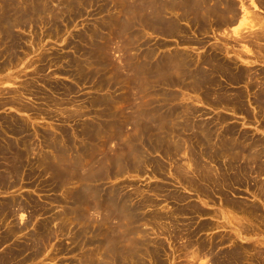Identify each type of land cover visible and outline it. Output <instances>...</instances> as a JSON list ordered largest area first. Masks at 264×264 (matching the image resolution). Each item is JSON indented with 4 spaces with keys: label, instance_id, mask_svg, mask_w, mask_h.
<instances>
[{
    "label": "rangeland",
    "instance_id": "rangeland-1",
    "mask_svg": "<svg viewBox=\"0 0 264 264\" xmlns=\"http://www.w3.org/2000/svg\"><path fill=\"white\" fill-rule=\"evenodd\" d=\"M22 1V9L16 4L17 9L8 10L6 15L13 32L4 36L7 39L0 43L2 52L9 50L13 53L12 60L6 61L4 56L0 57L2 65L0 66V126L22 127L24 134L17 136L9 134V136L19 140L23 151L22 143L27 141L30 152L26 149L29 152L26 151L27 160L21 168V173L14 177V180L12 179V184L0 186V202L12 197L17 200L14 207L16 214L13 221L8 223L10 226L18 225L16 236L9 243H4L0 250L7 247V244L27 241L31 233L40 231L41 226L43 229L46 226L43 230L45 234L49 231L54 232L55 235L47 240H44L45 238L40 234L37 235L36 239L42 243L39 256H34L32 251L35 250L31 248L27 252V258L20 256L2 261L1 264H96V262L112 264L110 262L112 258L105 252L107 247L102 246L107 242L105 239H108L106 231L108 220L104 221L106 217L104 213L108 207L110 208L107 202L102 203V199L106 197H102V186L106 187L110 196H115L114 189H119L125 197L131 198H128L127 205L125 201L121 202L123 204L122 206L121 203L119 204V209L125 210L130 207L135 210L132 212H136V218L139 219V221L136 219V222L126 220L135 231L131 241L133 246L127 254L118 256L117 264H161V262L162 264H220L233 247H243L246 250L243 255L240 254L241 264H250L252 258H259L261 251L264 253V227L259 221L230 207L231 204L225 202L218 188L216 191L209 188L207 192H203L198 191L196 185L189 182L187 184L188 180L177 174L176 167L178 165L190 170L189 176L196 174V171H193L194 161L192 158L189 160L190 154L185 149L184 143L192 141L196 133L194 130L211 125L214 121L216 128L235 127L237 131L264 138L260 114L254 111L253 103L247 102L248 97L244 99L251 112L248 110L250 114L245 115L233 110L232 107L219 106L207 100L215 95L202 98L198 91H193L186 85L183 89L178 86V84L184 85L183 83L169 80L168 78L171 77L167 78L163 75V73L167 74V70L173 69V75L177 76L182 69L175 65H179L180 60L184 61L188 71H192L196 65L201 64L197 59L203 53L204 57L210 56L211 53L217 55L222 62L228 63L233 69L236 67L237 70L248 69L247 67L253 71L264 69V62L255 59L254 47L250 45V41H247L251 32L259 28V24L254 21V24L251 22L249 25L234 22L232 25H223L215 29L214 22L213 25H207L203 31L193 20L184 19L180 21L183 27L182 33L178 34L176 32L179 30L173 33L160 32L158 28L151 26V19L147 14L145 16L136 14L138 9L132 8L131 0L128 2L127 0ZM235 2L236 6L243 3L264 16V12L252 7V0H235ZM126 6L133 10L130 16L135 27L127 24L130 16L124 14L122 15L126 16L125 23H116L115 18L120 14L119 10L125 9ZM36 7L42 11L33 12ZM20 13L23 17H20ZM163 14L165 17V12ZM167 17L172 19L174 15L167 13ZM139 19L142 23L137 21ZM239 20L241 18L238 17L236 21ZM144 25L145 27H142ZM183 36L189 39L184 40ZM180 54H183L182 59L177 58ZM219 76L216 78L218 84L228 90L229 97L236 92L247 95L248 89L251 88H247V80L240 81L237 85ZM186 81L187 79L184 82ZM166 83L176 86H164ZM134 88L138 89L137 92ZM253 88L250 89L251 93L256 89L255 86ZM134 95L138 99L137 102L134 100ZM14 97L17 98L16 101L12 100ZM102 98L106 102L101 103ZM162 99H165L164 103L160 102ZM155 106H160L161 109L156 110ZM180 108H185L181 109L183 111L187 109L186 113H189V108L196 109L199 113L193 115L187 113V117ZM110 112H113L111 113L113 116ZM144 112H151L153 117L161 120L164 115L170 113V118L173 119L170 121L175 125L176 132L182 135L179 139L180 150L173 151L177 152L176 154L173 152L169 154L166 146L161 147L163 152L161 148L153 150L147 145L150 143L146 142L147 140H145L146 147H142L143 140L138 147L143 169L142 166L137 167V164L126 169L124 163H133L134 159L126 160L128 162L124 161L123 164L120 162L121 165L113 167V174L108 176L109 157L114 154L117 147H122L126 152L133 148L137 149L133 137L136 138L141 134L138 131L140 128L136 125L131 126L127 120L122 126L124 130H121V134L116 135L112 130L107 129L106 132L100 129L102 132L98 137V134H95L100 131L97 125L104 118L105 120L115 117L129 119V116L132 118L135 114L134 117L139 120ZM219 117L225 119L223 123L218 119ZM184 121L187 123V130L179 128ZM193 122L196 125H192ZM107 126L108 124L105 128ZM161 130L160 132H163L164 128L162 127ZM111 133L114 137H109ZM186 137L191 141H184ZM51 140L58 149L61 147L69 150L62 155H58L55 151L51 152L54 150L50 145ZM83 148L86 152L80 155ZM46 154H52V160L57 158V154L60 161H66L79 169L85 164L88 170L86 173L80 170L77 174L71 175L67 183H61L59 174L50 175L45 165H41L42 156ZM143 154H149L150 156H147L149 159H145ZM221 158L223 160H220ZM224 160V157L218 160V164L222 167L225 164ZM157 162H160L159 165L162 167H155ZM210 164L213 165L215 162ZM102 165H104L103 172ZM263 179L264 177L260 176L256 180L260 183ZM254 184L252 178L241 184H233L226 188V194L229 198L233 196L232 200L237 199L256 206L264 217V201L254 194ZM84 187L93 195L84 205L85 208L83 206L77 208L79 204L73 202L72 197ZM167 193L181 195L184 200L177 201L172 198L167 200L164 196ZM20 202L23 203L22 209L17 207L20 206ZM189 203L198 208L197 212L193 209L190 210L191 213L188 209L182 210ZM110 209L115 211L112 206ZM158 213H162L163 218ZM79 214H85L88 217L87 222H79ZM164 218L166 221H163ZM113 219L114 217L110 218L109 224L117 223ZM150 221L153 222L151 225ZM170 221L175 224H171ZM25 222L28 225L21 228ZM163 223L168 225L164 226ZM247 225L252 226L249 234L244 228ZM121 227L126 230L128 225L122 224ZM191 231L195 233L191 235ZM190 236L196 244L189 245V248L192 247L188 249L187 240ZM146 244L147 246L144 247ZM199 244L204 245L205 253L198 247ZM185 246L187 249H184ZM122 249L121 246L119 251Z\"/></svg>",
    "mask_w": 264,
    "mask_h": 264
},
{
    "label": "bare ground",
    "instance_id": "bare-ground-1",
    "mask_svg": "<svg viewBox=\"0 0 264 264\" xmlns=\"http://www.w3.org/2000/svg\"><path fill=\"white\" fill-rule=\"evenodd\" d=\"M27 1H30V0H25L24 2H27ZM31 1L36 2L39 0H31ZM121 1H123V0H121ZM116 2H118V1L116 0ZM127 2H128V0H127ZM21 3H23L22 0H19V1L18 0H1V5H0V43H2L4 40L7 39V37H4V36H8V34L11 35V33L13 32L12 31L13 28L10 29L11 27H10L9 19H8V16L6 15L8 10L17 9L16 4H19V6H21V5H23ZM119 3H120V1H119ZM251 4H252V7L254 9L256 8V9L264 12V0H254V1L252 0ZM128 6H129V4H128ZM128 6H126L125 9L121 8L119 10L120 14H118V16L115 18L116 23H119V24L125 23V21H126L125 17L126 16L123 17L122 14L127 15V16H130V13L133 14V10L130 9V7H128ZM131 6L134 9H136V8L138 9L137 10L138 13H136L137 15L143 14V16H145L147 14V16H149V18L151 19L150 20L151 26H153L154 28H158L160 32L173 33V32H176L177 30H179L178 32H176L179 34L183 30V27L180 25V21L184 20V19L193 20L194 23L199 27L200 30L206 29L207 25H213L212 23H214V22L216 23V24H214L215 29L220 28L223 25H230V24L232 25L234 22H236L238 17L241 18V20H240V22L242 23L241 25H244L245 23H248V25H249V23H251V22L253 24H254V22L258 23L259 28L256 31L254 30V32L250 31L252 34H250L251 36H250V38L248 37L247 41L248 42L250 41L249 42L250 45L254 47L253 50H254L255 59H258V60L264 62V16L261 15L260 13H258L257 11L252 10L250 7L246 6L243 3L239 6H236L235 0H131ZM20 8L22 9V6ZM240 9L242 11H240ZM40 11H42V10L36 7V8H34L33 12L38 13ZM163 12H165V14H166L165 17H164ZM167 13L173 14L174 18L171 19V18L167 17ZM20 15H19L20 17H23L22 13H20ZM114 17H115V15H114ZM143 20H145V19L143 18ZM131 21H133V18L130 16V21L129 22L127 21L128 22L127 24L129 26L135 27V23H133ZM137 21L142 23V20H140V19ZM138 22H136V23H138ZM253 24H252V27L254 26ZM142 27H145V25ZM203 31H205V30H203ZM183 37H184L183 38L184 40L189 39L186 36H183ZM244 39H247V38H244ZM19 43H17V45H19ZM150 50H152V49H150ZM13 52L15 53L14 50H13ZM12 54L13 53L10 52L9 50L2 52V50L0 48V57L4 56L7 59V60L5 59L6 61L12 60ZM203 54L202 55L199 54L201 56L198 57V59H197V61H200L201 64H203V65H201V64H199L200 66L196 65L195 69H192V71H188V68L186 66H184V61L182 62V60H180V62H179L180 64L175 65L178 68L180 67L179 69H182L181 71H179L180 73H178L177 76H174L173 75V69H171V71L167 70V74L163 73V75H165L164 77H167V78L171 77L168 79L183 83L184 85L178 84V86L182 87L183 89L185 88V85H186L188 88H191V90L198 91L197 93L200 96H202V98H204V97L210 98L211 95H215V96H212L213 98L207 99V100H209L213 104H216L219 106L224 105L226 107L227 106L232 107L233 110H238L245 115L250 114L249 113L250 110L247 107L248 104H246L245 99H244L245 97H248L247 102H249V104L253 103L255 105L254 111H256V112H258V114H260L262 127L264 128V69L261 68L260 70L256 69L253 71L251 68L247 67L248 69L243 70L240 68L237 70V67L235 69H233L228 63L222 62L218 58L217 55L214 56L213 53L209 54L210 56H208V57H204ZM177 58L182 59L183 54L178 55ZM164 65L166 66V63H164ZM205 65H207V66H205ZM0 66H2V65L0 64ZM169 67H172V66L169 65ZM115 75L117 76V74H115ZM218 75H220L221 77H225L226 79L231 81V83L237 84V85L240 83V81L247 80L246 81V83L248 82L247 88H250V87L253 88L255 86L256 89H255V91L253 90L254 92H252V93L250 90L251 88L248 89L247 95L241 94V92H236L235 94L232 95V97H229L228 90L225 87L218 84V79H216ZM186 79H187V81L184 82ZM188 81L190 83H187ZM115 82H117V81H115ZM135 85L137 86V83ZM171 85L176 86V84H171ZM171 85L166 83L164 86H171ZM134 90H136V92H137L138 89L134 88ZM201 91H202V93H201ZM132 94H133V92H132ZM168 98H170V97H168ZM136 99L137 98H135V95H134V100L137 102L138 99L137 100ZM12 100L16 101L17 98L14 97ZM164 100L165 99H162V101L160 100V102H163ZM170 100H172V99H170ZM103 101L106 102V100H104V98H102L101 103H104ZM160 102H158V103H160ZM15 104H17V103L15 102ZM164 106H163V108H164ZM179 107H181V106H179ZM160 109H161L160 106L156 107V110H160ZM177 109L179 110V108H177ZM181 109H185V108H180V110ZM181 111L183 112L184 116H187V113H188V112L186 113L187 109H186V111H183V110H181ZM175 112H176V110H175ZM111 113H113V112H110V115H112ZM194 113L198 114L199 112H197L196 109L193 110V109L189 108L188 114L193 115ZM200 114H202V113H200ZM135 115H133L132 118H131V116H129L130 117L129 119H128V117H125V118L122 117L123 119H121V117L120 118L115 117L114 119L108 118L109 120L108 119L105 120V118H104L97 125L99 130L101 129L102 131L104 130L106 132H107V129L109 131L112 130V133H114L116 135L121 134V130L122 131L124 130V128H122V126H123L124 122L127 120L129 121L128 124H130L131 126L136 125V126H139V128H140V130H138V131H140L141 134H138V137H136V138L133 137L134 142H135L134 146L137 147V149L133 148L132 150L126 152V151H124V149L122 147H119V148L117 147L115 149L116 151H114V154H111V156L109 157L110 158L109 159L110 164H108V167H107L108 176L113 174V171H114L113 167L121 165V164H119L120 162L123 164V162L126 160L131 161L132 159H134L133 163H128V164L124 163L125 164L124 166L126 169H129L131 167V165L134 166L136 164H137V167L142 166V169H143L144 165H142V160L139 159L141 157V154L138 150L139 149L138 147L140 146V142L143 140L144 141L141 142L142 147H146L145 146V140H147L146 142H150L149 144H147L149 146V148H151L153 150H159L161 147L164 148L166 146L169 154H171L173 151L178 152L181 148V147H179L181 144V143H179V141H180L179 139L182 138V135L180 133L176 132L175 125L172 123V121H170L172 119V118H170V113H169V115H164V117H162V120H161V118L153 117V114L151 112H147V113L144 112V115L139 120H136V118L134 117ZM183 115L181 117H183ZM251 115H252V113H251ZM112 116H110V118ZM139 116H141V115H139ZM178 117H180L179 113H178ZM183 119H185V118H183ZM201 119H204V118H201ZM218 119L222 123L225 120L222 117H219ZM188 121H190V120L188 119ZM203 122H199V123L204 124ZM106 124H108L107 128H105ZM215 124H216V122L214 121V123H211L212 126L206 125V127L198 128L196 131L194 130V132H196V133H195V135H193L194 138L192 139V141H191V139H187V137H186V139H184V141H186V142L191 141L190 143H184L185 144L184 147L188 151V153L190 154V155L188 154L189 160H190V158H192V160L194 161L195 167H194L193 171H196V174L189 176L190 174L188 175V173H190L191 171L190 170L188 171V170L184 169V167L182 168L181 166H178V165L176 167L177 168L176 170H178L177 174H179L183 178H185L186 181L188 180L187 184L189 182L192 185L193 184L196 185L198 187V191L207 192L209 190V188H211L212 191H214V190L216 191V188H218V191L221 192L220 195H222V197H224L225 202L226 203L228 202L231 204L230 207H233L234 209H236L242 213H245L251 219L256 218L259 221V224L262 225V227H264V225H263L264 224V217H263L262 213L261 214L259 213V210H260L259 208H257L254 205L245 204L241 201H238L237 199L232 200L231 197H233V196H230V198H229V195L226 194L227 193L226 188H229L233 184L234 185L235 184H241L243 181L249 180L250 178H252L253 181L255 182L254 187H253L254 194L258 195L259 198L263 199V201H264V179L260 183L256 180L260 176L264 177V138L255 137L254 135L248 134L247 132L237 131V130H235V127L232 128L230 126H227L226 128L225 127H220V128L217 127L216 128ZM192 125H196V123L193 122ZM217 125H218V122H217ZM92 126L93 125H91V127ZM179 126H180L179 127L180 129H186L187 130L186 121H184L183 125L180 124ZM4 127H5L4 125L2 127L0 126V186H2V187L3 186L4 187L10 186L12 184L11 183L12 179L14 180V177L18 176V174L21 173V168H22V166L25 165V162L27 160V159H25V156L30 152V146H28L27 141H24L25 142L24 144L22 143V146L24 149V151H23L20 147L19 140L15 139V138L12 139L9 136V134L17 136V135H20L21 133H23L24 131H23L22 127H20V126L18 128L9 127V126H6L5 128ZM162 127L164 128V130H163V132H160ZM110 128H112V129H110ZM89 129H91V128H89ZM101 130L97 131L95 133V134H98V137L100 136V133L102 132ZM113 130H115V131L113 132ZM87 133H88V131H87ZM112 133H111V135H109V137H114V134H112ZM136 133H137V131H136ZM191 133H192V131H191ZM175 138H177V139H175ZM2 142H3V144H2ZM181 142H183V141H181ZM102 144H104V143H102ZM50 145L54 149L51 152L55 151L58 155H62L64 152H66V150H69V148L63 149L61 147L58 149L54 145L52 140L50 141ZM130 146H131V144H130ZM84 148L81 150L83 152L80 155H84V153L86 152V149H84ZM129 148H127V150ZM141 148H140V150H141ZM162 148H161V150H162L161 152H163ZM145 149H147V148H145ZM87 150H88V148H87ZM110 151H112V150H110ZM177 152H173V153L176 154ZM57 154H56L57 158L54 160H52V154L43 155L41 165H45V168L48 169L50 175H52V173H55L56 175L59 174V181H61V183H67L70 176L73 174H77V172L80 170H82V172H84V173L87 172L88 169H86L85 164H82L80 166V169L78 167L76 168L73 166V164L71 165L70 163H68L66 161L65 162L60 161L59 160L60 157ZM148 155L143 154V156H145V159H149L147 157ZM133 156H135L136 158H134ZM220 157H224V159H225L224 160V162H225L224 167H222V165L220 166V164H218V160ZM39 160L41 162V159H39ZM220 160H223V158H221ZM126 162H128V161H126ZM155 162H156V160H155ZM212 162H215V164L211 165L210 163H212ZM159 163L160 162H157L155 167L156 166L160 167L161 165H159ZM2 167H4V168L2 169ZM37 167L39 168V166H37ZM103 168H104V165H102V172L104 171ZM160 171H161V169H160ZM253 176H255V178ZM177 177L178 176H176V179H177ZM196 177H198V178H196ZM166 184H168V183H166ZM185 185H184V187H185ZM104 193L105 192H102V197L106 196ZM90 195L91 194H90V191L88 189H86L85 187L81 188L72 197L73 202H75L76 204H79L76 207L79 208L80 206H83V208H85L84 205L86 204V202H88L91 199L93 194L91 196ZM164 196L167 197V200H170L169 198L175 199L177 201H183L184 200L183 196L175 194V193H167ZM129 199H131V198H129ZM148 199H150V198H148ZM5 200L6 201L2 200L0 202V247H2V245H4V243H7V242L9 243L10 240L16 236V232H17L16 230H18V228H17L18 225L15 224V225L10 226V224L8 223L9 221H13L14 214H16V212H15L16 208H14V207L17 204V203H15V201H17V200L14 197H12L11 199L7 198ZM121 200H122L121 195H118V197L106 196L105 198L102 199V203L107 201V206H110V208L112 206L113 209L115 210V211H113L108 207L107 209L105 208L106 213H104L105 209L103 211V213L106 216L104 221L108 220L106 222V223H108L106 226V228H107L106 231L108 232V234H107L108 239H105V240H107V242L102 244V246L107 247V248H105L106 249L105 252H106V254H108L112 258L110 260V262L112 264H117L118 256H121L124 253L127 254V251L132 249L133 244L131 241L135 235L134 234L135 233L134 228L131 225H129V222L126 220L127 219L131 220V221L135 220V222H136V219H137L136 218V212H132L135 210L131 209L130 207L125 209V210L119 209V204H120L119 202ZM127 201L124 202L126 205H127ZM133 201H134V199H133ZM147 201H149V200H147ZM225 202L223 201L224 204H225ZM133 203L135 205V201ZM122 204L123 203H121V206H122ZM107 206L105 205V207H107ZM128 206H130V205H128ZM17 207L19 209H22L23 203L20 202V206H17ZM187 209L189 210V212L191 209H193L194 212L195 211L197 212V210H198V208L196 206H194L193 204H190V203L187 204V207L183 208L182 210L184 211ZM141 211L143 212V209ZM157 211H159V210H157ZM183 213H186V212H183ZM150 214H152V213H150ZM158 214H159V216H162V218H163V215H161L162 213L161 214L158 213ZM102 216H103V214H102ZM128 216H130V217H128ZM198 216H199V214H198ZM112 217H114L113 220H116L117 223L112 222L111 224H109L110 218H112ZM152 217H153V215H152ZM159 218H161V217H159ZM146 219H148V218H146ZM165 219L166 218H164L163 221ZM171 219H173V218H171ZM251 219H248V220L251 221ZM78 220H79V222L80 221H84V222L86 221L87 222L88 217H86L85 214H79ZM111 221H112V219H111ZM137 221H139V219H137ZM151 222L152 221H150V225L153 223V222L152 223ZM171 222H173V221H170V223ZM122 224L128 225V228L126 230L122 229V227H121ZM163 224L165 226L166 223H163ZM171 224H173V223H171ZM174 224H175V222H174ZM26 225H28L27 222H25V224L23 226H21V228H25ZM145 225H147V222ZM166 225H168V224H166ZM140 226H142V225H140ZM152 226H151V228H154ZM45 227H44V229H45ZM171 227H172V225H171ZM244 228H245V230H246L245 232H247V234H249L248 232L252 231L251 225L250 226L249 225L244 226ZM44 229H43V226H41L39 232L31 233V236L27 239V241L14 242L13 244H11V243L7 244L6 245L7 247H4L3 249L0 250V253H1L0 254V264L2 263V261H5L7 259H15V258H18L20 256L27 258V255H28L27 252L31 248H34V250H35V252L32 251L34 256H37L39 253H41L40 252V247H41L40 245L42 243H41V241L36 239L37 235L40 234L42 237L45 238L44 240L50 239L53 235H55L54 232L52 233L49 231H48V234H45V232H43ZM83 230H85V229H83ZM86 230H87V228H86ZM75 233H77V232H75ZM102 233H103V231H102ZM194 233H195L194 231H191V235H193ZM197 234H199V233H197ZM48 235H49V237H48ZM196 235H195V237H196ZM86 240H87V238H86ZM141 240H142V238H141ZM100 243H101V241H100ZM137 244H138V242H137ZM143 244H144V241H143ZM148 244H149V242H148ZM195 244L196 243H193L192 236L188 237V240H187L188 249H190L192 247L191 246L189 248V245H195ZM121 246L123 247V249L119 251V248L121 249ZM146 246H147V244L144 247H146ZM198 247L201 250H203L205 248L203 244L202 245L199 244ZM137 249H139V248L137 247ZM184 249H187L186 246ZM200 249H199V251L201 252ZM149 250H150V248H149ZM146 251H147V248H146ZM183 251H185V250H183ZM203 251L205 253V250H203ZM245 251L246 250H244L243 247H233L229 252H227L226 258H224V260H222L221 263H220V261L218 263H220V264H241L240 256L243 255ZM206 252H208V251H206ZM30 253H31V251H30ZM209 253H211V252L209 251ZM263 254L264 253H262V251H261V253L259 254V258H252V261H250V264H264ZM129 255H128V257H129ZM151 255H153V254H151ZM132 257H133V255H132ZM132 257H131V259H132ZM151 257H153V256H151ZM153 258H155V257H153ZM133 259H134V257H133ZM156 259L159 260V257L157 258V256H156ZM135 260H133V261H135ZM97 263L99 264V262H96V264ZM133 263H135V262H133ZM161 264H162V262H161Z\"/></svg>",
    "mask_w": 264,
    "mask_h": 264
},
{
    "label": "water",
    "instance_id": "water-1",
    "mask_svg": "<svg viewBox=\"0 0 264 264\" xmlns=\"http://www.w3.org/2000/svg\"><path fill=\"white\" fill-rule=\"evenodd\" d=\"M104 190V191H103ZM102 192H105L104 194L106 196H110L107 191H106V187L102 186ZM114 192H115V197H118V195H121L122 196V200L119 202H124V201H127L128 198L124 196V194L119 190V189H114ZM114 194V193H113ZM107 202V201H106Z\"/></svg>",
    "mask_w": 264,
    "mask_h": 264
},
{
    "label": "crops",
    "instance_id": "crops-1",
    "mask_svg": "<svg viewBox=\"0 0 264 264\" xmlns=\"http://www.w3.org/2000/svg\"><path fill=\"white\" fill-rule=\"evenodd\" d=\"M238 22H240V20H239V21H236L235 23H238ZM241 24H242V23H241ZM241 24H240V25H241Z\"/></svg>",
    "mask_w": 264,
    "mask_h": 264
}]
</instances>
